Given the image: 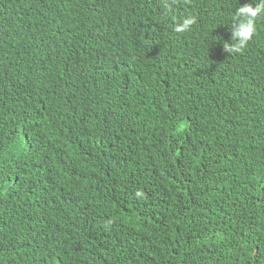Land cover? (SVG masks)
Returning <instances> with one entry per match:
<instances>
[{"label":"trees","instance_id":"1","mask_svg":"<svg viewBox=\"0 0 264 264\" xmlns=\"http://www.w3.org/2000/svg\"><path fill=\"white\" fill-rule=\"evenodd\" d=\"M255 2L0 0V264H264Z\"/></svg>","mask_w":264,"mask_h":264},{"label":"clouds","instance_id":"2","mask_svg":"<svg viewBox=\"0 0 264 264\" xmlns=\"http://www.w3.org/2000/svg\"><path fill=\"white\" fill-rule=\"evenodd\" d=\"M238 21L236 22L231 36V43L228 48H225L229 53L239 52L256 32V21L260 17H264V0H256L253 4H245L237 9ZM194 17H186L182 24H178L175 28L178 32L190 30L195 23ZM239 40V44L235 41Z\"/></svg>","mask_w":264,"mask_h":264}]
</instances>
